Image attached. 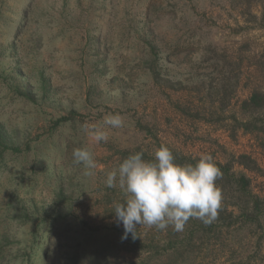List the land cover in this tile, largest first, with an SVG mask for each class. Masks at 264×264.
<instances>
[{"label":"rangeland","instance_id":"1","mask_svg":"<svg viewBox=\"0 0 264 264\" xmlns=\"http://www.w3.org/2000/svg\"><path fill=\"white\" fill-rule=\"evenodd\" d=\"M149 1L0 0V127L15 149L23 150L4 154L0 168V231L10 233L4 264H20V249L29 255L34 239H49L48 220L56 215L60 191L64 212L51 264H167L166 230L138 225L136 236L125 239L123 225L115 222L113 204L125 196L118 185L108 188L105 179L125 149L141 147L154 156L164 144L196 159L210 154L245 174L252 193L264 201L260 137L237 129L245 118L242 102L254 90L264 92L259 64L264 30L226 0H153V24L146 26ZM253 13L259 16L260 9ZM149 27L163 57L158 83L143 68L140 36ZM177 43L183 47L173 54ZM204 58L224 60L226 69L239 75L231 101L217 103L225 108L214 116L205 110L208 84L200 82L210 72ZM13 82L29 98H20ZM91 85L97 88L89 95ZM72 112L74 120L55 124ZM107 113L121 114L124 126L105 127L108 140L97 143L81 126L102 125ZM256 118L263 124L264 112ZM79 147L94 154L93 176H84L82 166L73 163V149ZM241 155L250 156L260 170L234 162ZM18 209L22 220L14 219ZM252 227L224 229L219 239V232L209 241L204 237L203 246L196 241L199 246L187 254L190 259L172 260L264 264V214ZM44 249L42 244L34 251V264H42Z\"/></svg>","mask_w":264,"mask_h":264},{"label":"trees","instance_id":"2","mask_svg":"<svg viewBox=\"0 0 264 264\" xmlns=\"http://www.w3.org/2000/svg\"><path fill=\"white\" fill-rule=\"evenodd\" d=\"M188 1L192 2L193 0ZM226 1L229 2L230 5L234 8L241 9L242 14L249 18L247 22L253 23L256 25V28L264 30V0ZM153 3V0H150L148 4L146 13V26H148V24H153V21H151V10L153 7ZM172 6H174L172 9V14H174L173 12L175 11V5ZM256 7L260 9L259 16L253 13V8ZM192 8L194 11H196V5H192ZM25 12L26 14H28V10H26ZM152 32L153 29L151 30L149 27L148 30L144 29L140 36V40L143 41L142 53L145 56L143 68L144 71L150 74L152 79L156 83H158V81H161L160 79L162 76L163 67L161 64V60H163V57L161 55L162 51L158 47L157 42L152 40L150 37V34ZM182 47L183 46L180 43L174 45L172 47L173 54H177L178 51L182 49ZM204 50L212 52L210 47H207ZM260 58H262V60L259 62V64L264 70V53L261 54ZM203 60V65H206L210 62L209 65L205 67L207 70H210V72L203 75V77H206L207 80L202 79L200 81H203L202 84L204 85L205 83L208 84L203 88L205 98H207V100L205 101L208 104V109L205 110L209 113L210 116H214L215 114L224 112L225 107H220L219 105H225L226 103H229L231 101L232 94L235 93L239 84V75L238 72L233 75L235 70L229 71L228 69H226V63L224 60L221 61V59L219 58L214 60L204 58ZM231 74L233 75L232 77L229 76ZM12 86H14V89L12 90L17 93L20 98H29L30 93L25 92L19 85H16L13 82ZM96 88V85H91L88 89L89 95H91L90 91H94L96 90ZM217 103L219 105H217ZM241 110L242 114L245 115V118L242 121H237L239 125L237 129H241L244 133L247 134H256L257 138L260 137L259 141L262 148L264 149V121L263 124H260V121L258 120V118H256L259 113H261L262 111L264 112V92L260 90H254L251 96L247 100L242 102ZM200 114L201 113L198 112V115ZM72 120H74L73 112L70 114V116L59 118L57 121H55V124L58 126L62 123H67L68 121ZM262 132L263 136L261 137L260 134H262ZM15 146L16 143L10 136H8L4 132V129L0 127V168L4 161V154L8 153V151H23L19 147L18 149H15ZM170 149L175 156L176 163L194 164L198 160L196 158L184 156L175 149ZM141 151L144 153L143 158L145 160H152L154 158V156L147 155V153L144 152L141 147H137L133 151H130L129 149L123 150V152L121 153V158L123 160L128 155ZM234 162H236L246 170H260L256 161H254L248 155H241L235 158ZM215 164L221 172V176L216 181L222 193V205L218 211V216L211 224L207 225L199 219L190 218L188 221V231L186 229V225L182 232H176L172 227H170L171 229H166L167 238L169 240L167 243L168 246L166 247V254H170L167 264H176L175 261L172 260L173 258H175L177 262L179 261V259H186V257L190 259V256L187 254H192L194 252L195 246H199V244L195 243L196 241H199L200 245L203 246L204 237H207V241H209L213 239L212 235L217 232H219L220 236L218 237V235H216L215 239L221 238L222 231L224 229L229 230L233 227L236 230L243 227L253 228L252 226L258 223L264 214V201L252 193L250 188V179L243 173L236 174L233 171L231 163L221 164L219 162H215ZM61 195H63V193L60 191L56 197L57 201L54 203V213L56 214L55 217H52L48 220V224L50 225L49 239L45 243H43L42 238L34 239L33 242L30 243L29 255L25 253L24 249H20L19 253L23 252L22 255H17V259L22 258L20 264H24V262H26L27 264H34V251L38 249V247L42 244L45 245L44 254L41 256L42 264H51V254L55 246L54 240H56L54 234L55 232L59 233L61 230V220L63 218L61 214H63L64 212V208L62 207L61 203ZM20 210L21 209H18V212L16 213L14 219L22 220V213H20ZM186 234H188L187 237L185 236ZM208 234H211V236L208 237ZM9 241L10 233L7 230L3 232L0 231V264H4V262L7 261V256L9 255V253L7 255L5 251L7 249V246H9ZM26 256L27 258L25 259ZM152 258L153 256H150L149 260ZM162 264L166 263L162 262Z\"/></svg>","mask_w":264,"mask_h":264},{"label":"clouds","instance_id":"3","mask_svg":"<svg viewBox=\"0 0 264 264\" xmlns=\"http://www.w3.org/2000/svg\"><path fill=\"white\" fill-rule=\"evenodd\" d=\"M124 117L107 113L102 125L85 122L81 128L95 142H106L105 127L119 129ZM73 163L81 165L83 175H94L97 162L87 147L74 148ZM144 153L136 152L122 160L117 168L107 172L108 188L117 185L123 191V203L114 202V219L123 225L124 237L136 236L137 226L155 227L163 231L171 226L182 232L190 218L211 224L222 205V193L216 181L221 176L210 154H201L196 163L179 164L171 149L162 144L152 160H145Z\"/></svg>","mask_w":264,"mask_h":264}]
</instances>
